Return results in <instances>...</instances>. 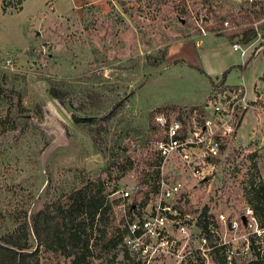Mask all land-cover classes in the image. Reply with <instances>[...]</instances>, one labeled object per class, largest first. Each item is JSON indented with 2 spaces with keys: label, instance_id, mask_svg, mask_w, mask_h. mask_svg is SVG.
<instances>
[{
  "label": "rangeland",
  "instance_id": "374dc122",
  "mask_svg": "<svg viewBox=\"0 0 264 264\" xmlns=\"http://www.w3.org/2000/svg\"><path fill=\"white\" fill-rule=\"evenodd\" d=\"M250 1L25 0L20 8L3 10L0 0V235L31 225L44 216L39 212L52 210L58 200L99 177L104 191L111 192L109 199H115L111 216L122 229L130 218L124 209L137 197L133 192L124 199L122 191L151 169L155 114L169 105L181 107L165 105L170 102H201L211 88L200 70L183 63L167 66L169 46L199 34L210 64L240 60V51L234 53L215 36L236 28L234 17L263 38L264 0ZM263 47L264 39L257 41L253 58L247 57L246 67L233 66L228 81L238 83L243 74L250 86L264 67ZM52 88L64 98L55 97ZM45 106L67 131V142L48 151L55 135L40 127ZM255 123L249 110L240 129L243 138ZM252 147L243 146L242 152ZM241 179L218 177L207 195L199 194L201 187L194 197L200 204L221 200L222 210L242 211L250 196ZM93 238L101 242L89 264H138L123 243L102 249L100 232ZM28 241L36 245L33 236ZM40 254L46 264L66 261L57 258L58 252ZM252 258L238 254L234 263ZM192 259L167 257L154 264L203 263ZM212 260L226 264L220 251Z\"/></svg>",
  "mask_w": 264,
  "mask_h": 264
},
{
  "label": "built area",
  "instance_id": "2783aa9c",
  "mask_svg": "<svg viewBox=\"0 0 264 264\" xmlns=\"http://www.w3.org/2000/svg\"><path fill=\"white\" fill-rule=\"evenodd\" d=\"M233 48L242 44L234 42ZM261 78L263 86L253 99L246 98L241 85L218 83L201 104L155 114L151 169L122 191L124 199L137 194V202L129 203L133 213L122 241L137 263L170 257L211 264L219 251L226 264H235L238 254L264 261V206L258 213L249 201L242 211L233 206L226 211L221 200L200 204L194 197L201 187L199 194L207 195L218 177L237 176L244 194L264 197V73ZM249 110L256 123L243 138L240 129ZM248 145L252 149L243 153Z\"/></svg>",
  "mask_w": 264,
  "mask_h": 264
},
{
  "label": "trees",
  "instance_id": "16d2710c",
  "mask_svg": "<svg viewBox=\"0 0 264 264\" xmlns=\"http://www.w3.org/2000/svg\"><path fill=\"white\" fill-rule=\"evenodd\" d=\"M24 1L2 0L3 10L8 7L20 8ZM250 2H254V0ZM231 21L237 27L221 32L219 35L227 37L233 43L242 44H248L257 38L255 27H241L240 22H237L234 17ZM260 28L264 29V22ZM238 36L241 38H237ZM246 64L248 63H245V67ZM198 69L203 72V69L199 67ZM231 69L232 67L226 69L218 82L210 77L213 87L218 83L224 84ZM51 93L57 98H64L59 90L52 88ZM170 106H166L164 109H175V107ZM148 164L151 165L152 162ZM126 166L132 168L133 161L127 159ZM104 188L105 181L101 177L88 181L73 190L65 198L58 200L52 210L39 212V215L44 214V216L35 217L31 225L27 224L25 228L23 226L17 227L0 235V264H46L41 259V250L55 252L56 255L58 252L57 258L62 256L66 260L63 264H89L92 249L98 247L101 242L95 241L93 238L94 231L101 234L102 249L116 248L123 241L126 224L121 229L119 223L111 216L115 199L110 200L111 192H105ZM135 198L137 201V197ZM250 202L259 213L264 206L262 193L251 194ZM124 211L131 215L133 213L132 204H128ZM51 212H53L52 216L50 215ZM30 236L35 239L36 245L34 247L29 244ZM58 262L60 264V261ZM241 264H264V261L259 257Z\"/></svg>",
  "mask_w": 264,
  "mask_h": 264
},
{
  "label": "crops",
  "instance_id": "0c3cea01",
  "mask_svg": "<svg viewBox=\"0 0 264 264\" xmlns=\"http://www.w3.org/2000/svg\"><path fill=\"white\" fill-rule=\"evenodd\" d=\"M207 36V35H205ZM215 36V35H214ZM215 37L217 38H222L225 39L226 43L229 44L232 48V51L234 53H236L237 51H240V60L239 58L231 61V63H227V62H222L219 65H213L210 64L207 61V57L206 54H208V51L206 50V48L204 47L205 41H204V36L201 35H195V36H190L187 38H181L179 40H177L176 42H173L169 48H168V53L166 55V61H167V66H171V65H175L178 63H183L186 64L188 66H192L194 67L196 70H199V68L203 69L202 74L204 76H206V78L208 79V81L211 84V88H209V92L206 94L205 98L201 101V102H194V103H178V102H170L167 103L165 105H169V104H177V105H181V106H193V105H198L201 104L202 102H204L208 95L211 93L213 87V84L211 82L210 77L214 78L216 80V82H218V80L220 81V77L222 75V73L228 69L230 66H237L239 65L241 68H243V66L245 65V63L247 62V57L249 55H252V50L254 49L253 46L257 41H260L262 39H264V36H262L263 38H255L253 41H251L248 44H242V49H234L233 48V42L230 41L227 37L223 36V35H216ZM243 50V52H242ZM256 50V49H255ZM262 52H263V48H262ZM261 52V53H262ZM259 55V54H257ZM264 56V54H263ZM255 57V56H254ZM253 58V55H252ZM240 63V64H239ZM245 69V67H244ZM264 73V67L262 68V70L260 71L259 74H257L254 77L253 82L251 83L250 86L247 85L245 79H244V75L241 74L240 75V80L238 83L236 82H229L228 81V76L224 82L225 85H241L244 88L245 94H246V98L247 99H253L255 97V93L258 87L263 86V82L261 81V77L262 74Z\"/></svg>",
  "mask_w": 264,
  "mask_h": 264
},
{
  "label": "water",
  "instance_id": "95a60500",
  "mask_svg": "<svg viewBox=\"0 0 264 264\" xmlns=\"http://www.w3.org/2000/svg\"><path fill=\"white\" fill-rule=\"evenodd\" d=\"M44 115L45 122L40 124V127L55 135V138L46 149L48 151L67 142V131L62 121L57 118L56 114L48 106L44 107Z\"/></svg>",
  "mask_w": 264,
  "mask_h": 264
}]
</instances>
